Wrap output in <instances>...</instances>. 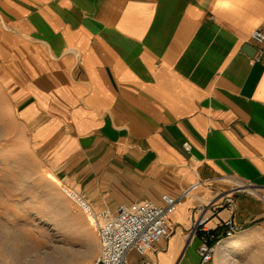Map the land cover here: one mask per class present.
<instances>
[{"label": "crops", "instance_id": "0c3cea01", "mask_svg": "<svg viewBox=\"0 0 264 264\" xmlns=\"http://www.w3.org/2000/svg\"><path fill=\"white\" fill-rule=\"evenodd\" d=\"M255 29L264 0H0V120L95 214L187 192L129 264H264Z\"/></svg>", "mask_w": 264, "mask_h": 264}, {"label": "rangeland", "instance_id": "374dc122", "mask_svg": "<svg viewBox=\"0 0 264 264\" xmlns=\"http://www.w3.org/2000/svg\"><path fill=\"white\" fill-rule=\"evenodd\" d=\"M12 130L0 120V264H91L95 226Z\"/></svg>", "mask_w": 264, "mask_h": 264}, {"label": "built area", "instance_id": "2783aa9c", "mask_svg": "<svg viewBox=\"0 0 264 264\" xmlns=\"http://www.w3.org/2000/svg\"><path fill=\"white\" fill-rule=\"evenodd\" d=\"M250 37L257 44H263L264 31L255 29L251 32ZM260 60L261 55L257 58V61ZM183 146L186 151L190 150L188 143H184ZM237 187L238 190L258 195L264 201V193L258 194L254 186L242 184ZM63 192L79 211L95 220L99 252L92 264H129L127 254L131 250L144 256L152 250L156 243L170 236V217L183 204V199L187 195V192L178 198L163 195L160 204L152 201L131 205L122 204L117 208L115 214L109 211L95 214L90 204L81 195L66 187ZM202 225L203 221L197 220L193 224L192 232L196 233L198 230L204 232ZM224 227L226 228V237L233 236L237 231L232 220H227ZM198 253L201 263H207L212 259L214 247L204 241L200 245Z\"/></svg>", "mask_w": 264, "mask_h": 264}, {"label": "bare ground", "instance_id": "6f19581e", "mask_svg": "<svg viewBox=\"0 0 264 264\" xmlns=\"http://www.w3.org/2000/svg\"><path fill=\"white\" fill-rule=\"evenodd\" d=\"M67 217L72 218V215L68 214ZM86 218H87V221L89 222V225L94 227L95 226V220L93 218H90V217H87V216H86Z\"/></svg>", "mask_w": 264, "mask_h": 264}]
</instances>
